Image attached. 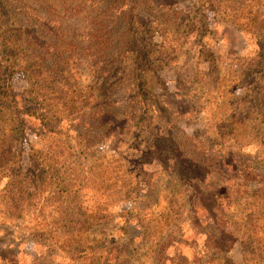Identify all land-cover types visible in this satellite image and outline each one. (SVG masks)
Here are the masks:
<instances>
[{"label": "rangeland", "instance_id": "374dc122", "mask_svg": "<svg viewBox=\"0 0 264 264\" xmlns=\"http://www.w3.org/2000/svg\"><path fill=\"white\" fill-rule=\"evenodd\" d=\"M149 2L139 11L156 50L148 113L117 107L128 94L107 63L129 58L100 49L124 46L123 31L112 11L90 15L89 2L57 13L76 40L52 44L56 52L45 44L46 66L64 69L44 104L34 87L47 77L32 87L13 74L21 111L0 118L1 256L17 264H264V0ZM26 6L34 14L40 1ZM20 118L23 127L13 125ZM182 156L197 163L196 174L218 177L210 182L230 206L191 204L192 183L178 176Z\"/></svg>", "mask_w": 264, "mask_h": 264}, {"label": "trees", "instance_id": "16d2710c", "mask_svg": "<svg viewBox=\"0 0 264 264\" xmlns=\"http://www.w3.org/2000/svg\"><path fill=\"white\" fill-rule=\"evenodd\" d=\"M38 1H40V7L34 14L29 15L26 12L28 0H0V118H2L3 110L10 107L15 112L21 111L19 104L13 97L14 95H12L14 88L11 83L13 74L18 71H21V74L32 87L36 85L34 78L41 75L48 78L44 86L36 85L38 87H34L37 92L34 97L35 102L44 104L51 83L49 81H58L57 76L59 73L62 74V69H64V66H60L58 63L49 67L46 66L43 56L45 44H49L46 52H56L57 48L53 47L52 44H60L59 41L61 44H74L76 40L73 32L62 29L61 20L57 18L62 11H76L80 6H75V0H62L65 4L60 8L54 6L51 3L52 0ZM80 2L90 3L87 12L92 16L101 17L110 11L115 13V26L123 31L122 43L120 44L125 45L118 46L115 44V48H113V45L105 44L101 46L100 50L103 53H115L118 56L129 58V61L124 64L117 63L114 59L107 63L106 72H119L121 74L120 80L123 82H119L118 88L128 94L129 100L122 103L117 102V107H129L134 104V107L142 108L144 113H148L152 107L153 91L150 83L156 70V64L153 60L156 50L153 49L152 39L147 36L148 29L143 28L139 11L146 9L147 6L151 7L149 0H80ZM214 8L216 7L212 5L211 9ZM109 39L113 40L112 38ZM36 44L42 45L37 46ZM112 49L114 50L110 51ZM100 69L102 70V68ZM12 97L13 100L10 102L9 99ZM13 125L23 127L24 120L17 119ZM161 138L159 139L161 140ZM178 159L177 166L181 169L178 174L179 178L192 183L195 191L196 196L190 198L193 206H195L194 200L197 201L198 199L201 201L200 206L202 208L205 207L204 201H210L211 205L214 204L221 211L224 210L225 203L230 206L227 203L230 202L231 194L229 193V199L227 196L220 195L212 185L216 184L215 181L210 182L212 178L217 180V176L210 174L209 171L205 172L204 175L196 174L197 163L193 159H184V156ZM202 163L200 162V164ZM213 217L216 221V214ZM196 223L197 221H195ZM217 232L225 235L224 229L219 227H217ZM210 239H213L215 243L218 242L215 236H210ZM0 264L17 263L13 257L10 259L6 255H0Z\"/></svg>", "mask_w": 264, "mask_h": 264}]
</instances>
